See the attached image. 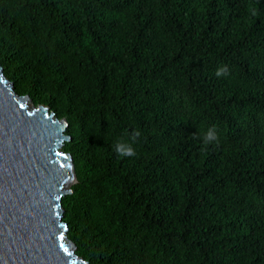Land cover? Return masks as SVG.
Listing matches in <instances>:
<instances>
[{"label": "trees", "instance_id": "1", "mask_svg": "<svg viewBox=\"0 0 264 264\" xmlns=\"http://www.w3.org/2000/svg\"><path fill=\"white\" fill-rule=\"evenodd\" d=\"M0 62L76 124L86 262L264 264V0H0Z\"/></svg>", "mask_w": 264, "mask_h": 264}, {"label": "water", "instance_id": "2", "mask_svg": "<svg viewBox=\"0 0 264 264\" xmlns=\"http://www.w3.org/2000/svg\"><path fill=\"white\" fill-rule=\"evenodd\" d=\"M70 133L66 116L16 92L0 62V264H89L64 219L77 183Z\"/></svg>", "mask_w": 264, "mask_h": 264}, {"label": "clouds", "instance_id": "3", "mask_svg": "<svg viewBox=\"0 0 264 264\" xmlns=\"http://www.w3.org/2000/svg\"><path fill=\"white\" fill-rule=\"evenodd\" d=\"M228 73V68L227 66H221L218 67L215 75L217 77H221V76H225ZM140 135V133L137 131L134 133L133 135V140L138 137ZM218 141V135L217 132L215 130V128H210L205 135L203 136V142L204 144H210V143H214ZM116 153L120 156H127V157H131L136 155V151L135 148L133 147V143L132 142H128V141H124V140H118L116 142Z\"/></svg>", "mask_w": 264, "mask_h": 264}, {"label": "rangeland", "instance_id": "4", "mask_svg": "<svg viewBox=\"0 0 264 264\" xmlns=\"http://www.w3.org/2000/svg\"><path fill=\"white\" fill-rule=\"evenodd\" d=\"M45 106L49 107L51 112L60 113V114H62L64 116H66L67 119H68V116L66 115L65 111L62 108L60 109L59 107H55V106L53 107L50 104H47ZM69 122H70V130L72 131L73 129L76 128V124L73 121H69Z\"/></svg>", "mask_w": 264, "mask_h": 264}, {"label": "snow or ice", "instance_id": "5", "mask_svg": "<svg viewBox=\"0 0 264 264\" xmlns=\"http://www.w3.org/2000/svg\"><path fill=\"white\" fill-rule=\"evenodd\" d=\"M61 247H64L63 245ZM65 251H67V249L65 248Z\"/></svg>", "mask_w": 264, "mask_h": 264}]
</instances>
